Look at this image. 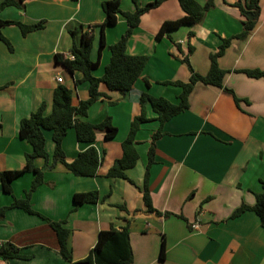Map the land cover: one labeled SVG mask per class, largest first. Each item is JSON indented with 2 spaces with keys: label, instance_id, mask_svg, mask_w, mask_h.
I'll use <instances>...</instances> for the list:
<instances>
[{
  "label": "crops",
  "instance_id": "obj_1",
  "mask_svg": "<svg viewBox=\"0 0 264 264\" xmlns=\"http://www.w3.org/2000/svg\"><path fill=\"white\" fill-rule=\"evenodd\" d=\"M3 0H0L2 2ZM107 0H23L20 8L7 7L0 19L25 25L43 21L42 28L22 36L16 26L1 28L12 51L0 41V172L20 170L31 146L19 138L20 120L27 118L42 104L44 115L52 111L54 89L63 85L72 91V106L88 98V83L82 74H70L55 61L56 54L67 55L73 42L79 44L81 32L93 26L90 58L97 57L98 26L105 20L101 3ZM135 1V2H134ZM154 0H120L124 12H132L134 3L143 6ZM204 6L207 0H195ZM212 7L191 26L168 32L160 39L156 34L165 21L181 18L176 0H166L140 17L126 43L130 56H145L146 65L132 89L125 95L110 91L104 83L102 94L80 121L99 124L106 118L117 129L105 139V131H96L92 144L78 142L68 129L61 148L64 161L71 163L89 146L95 148L100 166L94 177L73 176L54 158L52 133L44 130V148L48 159L35 158L34 166L43 172V183L31 195L32 209L68 229V248L74 260L87 256L100 231L126 227L132 251L131 264H264V229L250 210L230 218L244 205L252 207L261 192L264 179V78H250L243 70L264 71V0L259 2L256 25L243 40L234 38L217 60L226 71L223 89L196 83L188 97V108L161 127V136L153 143L154 163L149 168L148 191L155 212H146L143 203V179L151 137L160 128L149 104L135 136L138 160L126 171L133 182L107 177L113 162L122 155L130 123L140 114V96L146 92L178 103L180 88L165 82H188L190 73L180 59L191 47L188 60L192 69L205 76L210 55L223 39L242 31L243 17L237 2L247 0H212ZM127 29L126 21L117 17L104 30L105 48L92 76L101 78L110 61L109 46ZM70 31H77L73 39ZM190 33L192 35L190 36ZM61 79L58 83L57 78ZM147 81L149 87L145 86ZM33 174L16 178L12 195L22 198ZM97 191L99 200L77 207L73 195ZM12 197L2 193L0 207ZM169 213V216H164ZM11 243L27 260H0V264H65L56 238L40 218L12 209L0 221V244ZM163 246V258L160 250Z\"/></svg>",
  "mask_w": 264,
  "mask_h": 264
},
{
  "label": "trees",
  "instance_id": "obj_2",
  "mask_svg": "<svg viewBox=\"0 0 264 264\" xmlns=\"http://www.w3.org/2000/svg\"><path fill=\"white\" fill-rule=\"evenodd\" d=\"M23 0H3L0 2V11L7 7L20 8ZM166 0H154L143 6H138L134 3L132 12H124L120 8V0H107L101 3L102 11L105 15V20L98 26L99 28V45L97 48V57L94 61L90 58V53L93 46V26L81 32L79 44L73 42L72 47L67 55L56 54L55 61L66 69L70 74L79 72L82 74V80L88 83V98L85 101L79 102L74 107L71 104L72 91L63 85H58L53 92L52 111L49 115H44V105L42 104L35 112L31 113L27 118H23L19 123L18 135L19 138L26 141L32 149L30 154L25 155V165L20 170H6L0 172V185L2 193L12 197V201L3 207H0V221L3 220L5 213L8 210L19 209L29 215L36 216L44 221L55 235L58 253L65 264H131L132 251L129 244V235L127 228L121 230L110 228L105 231H100L97 241L93 248L89 251L86 257L81 260H74L70 249L68 248L67 240L69 231L64 227L63 222H54L40 213L34 211L30 204L32 193L42 185L43 172L34 166L35 158L48 159L44 148L45 140L43 131L47 130L52 133V141L54 142V160L60 162L66 170L76 177H94L97 175L100 158L94 147L89 146L86 150L79 153L71 163L64 161V153L61 148L62 141L68 129H73L78 142L92 144L95 140L96 131H105V139H112L117 129L111 125L110 119L106 118L99 124H89L80 121L79 118L86 116L89 107L98 100L102 94L98 92L100 83H104L110 91H117L125 95L130 91L141 76L147 62L145 56H130L126 53V43L131 36L133 30L138 26L140 17L150 10H153ZM184 13V15L174 21H165L161 24L156 38L160 39L167 35L168 32L174 31L181 26H191L199 22L208 8L212 7V0H207L204 6L199 5L195 0H176ZM135 2V1H134ZM260 0H247L243 5L238 2L234 5L238 7L241 16L243 17L242 31L228 39H223L221 45L215 53L210 55V66L205 76L198 75L191 67L188 54L192 49L189 47L188 54L186 53L180 62L185 64L189 70L190 76L188 82L182 83L165 82L163 85L176 86L180 88L178 95V103L173 104L162 97H152L146 92L140 96V114L135 116L129 127L128 135L121 144L122 155L119 159L113 162V165L107 172V177L126 180L129 183L133 182L127 177L126 171L135 166L138 160L136 151L135 136L139 131L140 125L148 122L145 117V106L150 105L152 111L156 114V120L159 122L160 128L151 137L150 147L147 153V162L145 166L143 179V203L146 212H155L151 205V200L148 191V176L149 168L154 163V146L153 143L161 136V127L171 118L177 116L188 108V97L192 92L194 85L198 82L214 88L223 89L232 95L234 102L238 104L240 101L233 93L223 87V78L226 71L220 69L217 60L223 55L228 48L232 39L237 38L243 40L253 31L258 14ZM117 17L123 18L127 23V29L122 37L108 47L110 51V61L104 69L101 78L92 76V71L98 68L100 55L105 48L104 30L107 26H113L117 22ZM43 21L36 24L25 25L18 21H7L0 19V41L12 51L11 44L2 35L1 28L6 26H16L20 30L22 36L28 33L37 31L42 28ZM77 31H70L69 34L74 39ZM192 33H190V36ZM72 57V59L70 58ZM250 78H264V71L259 70H243L241 71ZM145 86L149 87L147 81ZM32 173L33 179L27 191L22 198H15L12 195V182L24 173ZM261 192L255 195V203L252 207L240 206L237 208L230 218H235L245 211H252L259 219L261 227L264 229V179L260 180ZM73 205L75 210L82 204L96 203L99 200L97 191H90L81 194L73 195ZM164 216H169V213H164ZM29 256L20 254L18 247L11 243L0 244V260L3 262L9 259L27 260ZM160 258H163V246L160 250Z\"/></svg>",
  "mask_w": 264,
  "mask_h": 264
},
{
  "label": "built area",
  "instance_id": "obj_3",
  "mask_svg": "<svg viewBox=\"0 0 264 264\" xmlns=\"http://www.w3.org/2000/svg\"><path fill=\"white\" fill-rule=\"evenodd\" d=\"M72 59V57H70ZM58 83H61V79L60 78H57L56 80Z\"/></svg>",
  "mask_w": 264,
  "mask_h": 264
},
{
  "label": "rangeland",
  "instance_id": "obj_4",
  "mask_svg": "<svg viewBox=\"0 0 264 264\" xmlns=\"http://www.w3.org/2000/svg\"><path fill=\"white\" fill-rule=\"evenodd\" d=\"M60 78V77H59Z\"/></svg>",
  "mask_w": 264,
  "mask_h": 264
}]
</instances>
